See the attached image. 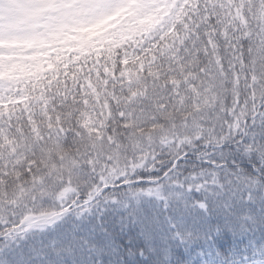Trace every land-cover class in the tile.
<instances>
[{
  "label": "snow or ice",
  "instance_id": "obj_1",
  "mask_svg": "<svg viewBox=\"0 0 264 264\" xmlns=\"http://www.w3.org/2000/svg\"><path fill=\"white\" fill-rule=\"evenodd\" d=\"M0 264H264V0H0Z\"/></svg>",
  "mask_w": 264,
  "mask_h": 264
}]
</instances>
